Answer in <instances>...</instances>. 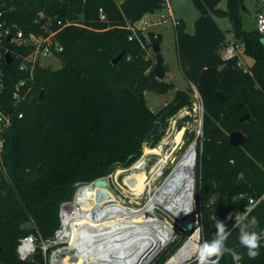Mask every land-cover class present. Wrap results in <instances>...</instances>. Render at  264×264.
I'll return each mask as SVG.
<instances>
[{
	"label": "trees",
	"instance_id": "obj_1",
	"mask_svg": "<svg viewBox=\"0 0 264 264\" xmlns=\"http://www.w3.org/2000/svg\"><path fill=\"white\" fill-rule=\"evenodd\" d=\"M191 1L200 11L195 33L186 31L183 20L175 26L180 67L189 91H178L154 113L145 93L167 94L175 84L157 79L154 62L147 59L143 47L146 38L142 32L134 36L129 26L162 10V0H123L121 4L116 0H0L5 27L21 30L25 36H47L60 29L58 21L84 25L68 26L56 34L63 48L57 54L62 67L37 66L28 83L31 98L17 110L24 116L13 118L7 135L3 152L7 177L0 178V264H45L42 243L54 238L61 206L74 200L76 184L88 185L118 168H131L142 157L144 139L157 122L166 128L181 110L192 109L193 86L204 105V137L195 171L200 245L215 238L217 221H226L231 233L226 245L241 259L225 253L219 264H264V239L260 255L250 259L248 249L239 242V228L233 226L235 213L248 210L251 199L264 196V35L242 32L239 8L245 10L243 0H227L226 9L219 8L223 0ZM215 16L227 17L234 39L244 42L243 52L254 60L248 71L238 57H222L228 38ZM147 36L150 43H162L161 35L149 32ZM5 46L12 54L30 51L7 41ZM122 52L123 58L113 64ZM3 70L2 100L13 110L14 87L28 76L17 63L3 61ZM217 92L224 95L223 104ZM245 114L250 118L239 122ZM234 131L246 136L243 147L229 145ZM161 137L162 133L155 136L148 146L155 148ZM252 216L258 226L250 230L264 232V198L250 211L249 219ZM31 234L37 238L36 253L22 262L17 247ZM51 252L52 248L47 256ZM167 258L161 257L157 264Z\"/></svg>",
	"mask_w": 264,
	"mask_h": 264
},
{
	"label": "bare ground",
	"instance_id": "obj_2",
	"mask_svg": "<svg viewBox=\"0 0 264 264\" xmlns=\"http://www.w3.org/2000/svg\"><path fill=\"white\" fill-rule=\"evenodd\" d=\"M182 134L179 132L176 135L177 144H180ZM148 151L150 152L145 154L142 161L133 167L130 176L125 179V184L136 197L143 195L147 188L153 187V182L163 175L160 167L170 161V157H165L163 162L161 161L160 164L155 162L144 171L148 156L161 153L160 149ZM194 171V157L188 152L175 165L164 183L156 188L154 193L151 190L148 204L141 210L125 208L108 189H106L108 196L103 197L100 194L101 189L94 184L79 188L75 196L76 204L64 205L62 209L65 225L74 228L68 234L71 243L65 250H74L76 253L74 255H70V252L66 253L65 258L56 260L57 263L83 264L88 261L129 264L122 252L130 251L134 255L133 260L137 259L139 264H148L174 241L177 231L167 220H162L156 215L147 218L146 214L148 212L152 214L157 207H161L177 220L179 228L184 229L182 223L187 218L193 222ZM79 227L81 229L77 232ZM66 234L62 232L60 237ZM78 236L82 239L79 237L80 239L75 241ZM199 243L200 232L196 229L190 232L187 241L174 255L170 264L174 261L191 259L197 254Z\"/></svg>",
	"mask_w": 264,
	"mask_h": 264
},
{
	"label": "built area",
	"instance_id": "obj_3",
	"mask_svg": "<svg viewBox=\"0 0 264 264\" xmlns=\"http://www.w3.org/2000/svg\"><path fill=\"white\" fill-rule=\"evenodd\" d=\"M163 3V9L156 11L154 13L148 14L144 18H142L140 21L134 23L133 25L129 26V29L133 32L134 36L137 35L139 32H142L143 30H147L155 25L161 24L166 22L169 18H174L173 11L171 9L170 0H162ZM163 10H167V14L163 13ZM101 17L104 19L103 10H100ZM3 18V12L0 11V178L2 175L7 177V170L3 164V152L4 147L7 139V135L9 133V130L13 123V118H23L24 113L19 112L17 113V110L22 106L24 103L28 102L31 98V85H29V81L33 79L35 70L37 66L45 67L43 65L44 58L47 57H54L58 58L57 54L61 53L63 51L62 46L57 42L56 40V34L68 26H81L84 27L83 24H81L79 21H67L66 23H62L61 21H58V25L60 26V29L57 31H50L47 36L45 35H35L31 34L29 36H25V34L19 30L16 32H13L11 28H6L5 24L6 22L2 20ZM40 18L43 19V14L40 15ZM257 19V32L260 34H264V13H259L256 16ZM174 20V26L177 25V19ZM46 31H49L48 28L44 27ZM8 36H11L10 41H8ZM130 39H133V36L130 37ZM5 41L11 44H16L19 47L22 48H29L30 51L27 54L20 53V52H14L13 54L11 51L5 46ZM244 49V44L240 43L237 40H227L226 44L224 45V48L222 49V57L225 60H229L235 57H238L240 59L241 51ZM9 52L11 54V57L13 58V63L18 64V69L26 74L28 76L27 78L20 80L14 87L12 99H13V105L14 109L11 110L4 104L2 100L3 92H4V70H3V61L6 62V53ZM7 64V62H6ZM8 64V65H12ZM240 66L243 68V64L240 61ZM244 69V68H243ZM248 71L249 69H244ZM192 93L193 94V106L192 109L184 108L181 110L177 115H175L173 118H171L168 121V127L172 128L169 130V134L173 130H176L178 133L182 132L181 142L180 144H177L175 142L176 136L174 135V138L171 139V136L167 139L162 138L160 142L157 144V146L152 150L160 149V154H155L157 164H160V162L164 161L165 157H170L173 155V152L176 151L175 148L181 147L185 143L186 138V132L188 131V137L190 136V145L188 148L179 156V160H181L188 152H191L194 157V165L195 169L197 167L198 157L200 150L202 149V140L204 137L203 132V118H204V105L202 98L198 92V90L193 86L192 87ZM195 111V117L197 121V125L194 128H190V117L192 116V112ZM179 126V127H178ZM171 144V147H168V145ZM163 152V153H162ZM179 162V161H178ZM166 164V163H165ZM163 164L160 167V170L164 171L168 168L169 162L165 165ZM149 164L146 161L144 168L146 171L149 168ZM143 170V169H142ZM195 172V171H194ZM82 187V186H81ZM80 187V188H81ZM261 197L258 200L251 199L250 205L248 207V210H252L262 199ZM69 203V202H68ZM66 203H64L61 206L60 210V227L56 231L55 236L53 239L48 240L46 242L42 243V250L45 255V264H59L57 263V257H66V253L70 252L69 254L74 252V250H65L66 247L70 246L71 240L68 236L70 231L72 230V226L68 227L65 225V221L62 216V209L63 206ZM74 229V228H73ZM81 227L77 229V232L80 231ZM76 231V229H75ZM62 232H66L67 234L65 236L60 237V234ZM85 233V230L84 232ZM81 236H78L75 241L79 240ZM82 239V237H81ZM54 247H57L56 249H53ZM52 248V252L58 251L57 253H53L52 255H48V250ZM37 249V238L35 235L31 234L24 238H22L19 241V245L17 247V253L20 261L24 262L27 260H30L36 253ZM59 254V255H58ZM62 254H65L63 257ZM123 257L128 261L129 264L133 262V264L137 263L139 264V261L133 260L134 255L130 252H122ZM159 255L157 254L148 264H155L156 261L159 259ZM175 255V254H174ZM174 255L167 258V260L163 264H170L171 260L173 259ZM148 260V259H146ZM87 263H90L87 261ZM105 264V263H101ZM172 264H198L197 261V254L194 255L189 260H183V261H174Z\"/></svg>",
	"mask_w": 264,
	"mask_h": 264
},
{
	"label": "rangeland",
	"instance_id": "obj_4",
	"mask_svg": "<svg viewBox=\"0 0 264 264\" xmlns=\"http://www.w3.org/2000/svg\"><path fill=\"white\" fill-rule=\"evenodd\" d=\"M123 0H116L118 4H121ZM170 5L171 9L174 14V18L177 20H183L186 24V31L190 34L195 33V22L200 16V11L195 7L193 2L191 0H170ZM227 0H223L219 4L220 9H226L227 8ZM243 5L245 7V10L247 14L249 15L250 19L254 20L256 16L262 12L264 13V0H243ZM164 14H167V10H163ZM42 14V13H41ZM40 18V16H39ZM38 18V19H39ZM174 18H169L166 22L155 25L151 28V30L161 33L163 35V40L161 43V54L164 58V63L168 67V74L166 75L165 79L163 81L166 82H171L175 84V89L169 91L167 94H158L154 92H146L145 93V101L147 106L150 108L151 111L154 113H159L168 103H170L176 96L178 91H189V83L186 81L184 78V75L182 73L181 67H180V62H179V56L177 52V38H176V29L174 26ZM217 23L219 24L220 28L227 34V37L230 40L234 39V35L232 33V25L230 20L227 17H222V16H215ZM143 36L146 38V42L143 43V47L145 48L147 52V59H151L154 62V65L156 64V55L153 52L152 45L153 43H150L148 39V31L143 30L142 31ZM264 35V34H263ZM240 43L244 44V42L240 41ZM240 61L243 64L244 69H249L253 63L254 60L250 56L246 55L243 50L241 51L240 55ZM43 65L45 67H48L52 70H59L62 67V61L60 58H54V57H47L44 58L43 60ZM192 99H194L193 94H191ZM194 102V101H193ZM192 116L190 117V128H194L197 125V119L195 117V111L192 112ZM179 127V126H178ZM172 129L170 127L162 128L160 133H162V138L167 139L168 137L171 136V139L174 138V135L176 136L178 132L176 130H173L171 134H169V130ZM159 133V134H160ZM160 139V140H161ZM160 142V141H159ZM158 142V143H159ZM190 136L188 137V131L186 132V138H185V143L183 146L178 147L176 151L173 152V155L171 156V159L169 161L168 168L164 171V174L156 179V181L153 182V187L147 188L143 195L140 197H136L132 194L128 186L125 184V179L127 176H130L132 173L133 167L137 165L142 159L144 158L145 154L147 152H150L148 150L154 149L151 148L150 146H144L143 148V155L139 159L138 162H136L131 168L129 169H122L118 168L115 170L111 175L107 177L109 181V186H108V191L115 196V198L127 209L130 208L133 210H141L146 207L148 204V201L151 196V190L154 193L156 188H159L165 181V179L170 175L172 170L174 169L175 165L179 161V156L188 148L190 145ZM168 147H171V144L168 145ZM163 153V152H162ZM173 157V158H172ZM156 161L155 156L149 155L147 158V162L149 166L154 164ZM174 161V162H173ZM196 171V169H195ZM195 180V187H196V178L194 176ZM81 186H85L82 184H76V187L79 189ZM152 188V189H151ZM77 189V191H78ZM76 191V192H77ZM76 196V194H75ZM72 202L66 203H75L76 200ZM194 196H195V190H194ZM218 196V194L214 195V199ZM194 206H195V213L192 216L194 225H195V230L199 228L200 225V217H199V208L196 203V199L194 197ZM154 213V214H153ZM147 213L146 216L147 218H150V216H158L162 220H167L170 222L173 227H175L176 232L175 239L174 241L169 244L159 255V259L156 261L155 264L158 263L161 257H171L172 255L176 254L178 250L182 247V245L187 241L190 233H187L185 229L179 228L178 223L176 222L177 220L173 219L172 216L168 213V211H165L164 208L157 207L155 209V212ZM188 219V218H187ZM185 219V220H187ZM200 232V231H199ZM187 233V234H186ZM201 238V235H200ZM200 246V243H199ZM176 252L171 255V252L177 248ZM57 247H54L53 249H56ZM199 248V247H198ZM58 251L51 252L50 254L52 255L53 253H57ZM69 253V252H67ZM74 255V252L71 253ZM59 255V254H58ZM67 255V254H66ZM64 257L65 254H62ZM76 256V255H75ZM62 259V257H57V259ZM77 258V257H74Z\"/></svg>",
	"mask_w": 264,
	"mask_h": 264
},
{
	"label": "clouds",
	"instance_id": "obj_5",
	"mask_svg": "<svg viewBox=\"0 0 264 264\" xmlns=\"http://www.w3.org/2000/svg\"><path fill=\"white\" fill-rule=\"evenodd\" d=\"M190 211V209L188 210ZM234 227L239 228V242L248 249V257L250 259H256L260 255V241L264 239V232H257L255 229L258 226L257 218L252 216L249 219L250 210H246L242 213H235ZM233 214L229 213L227 219L231 220ZM215 238L211 241H204L198 248L197 261L198 264H219V258L225 253L233 256L235 260H240L241 257L235 253L232 248L226 245V241L230 236V232L227 231L226 221H217L215 224ZM216 257V259H213Z\"/></svg>",
	"mask_w": 264,
	"mask_h": 264
},
{
	"label": "water",
	"instance_id": "obj_6",
	"mask_svg": "<svg viewBox=\"0 0 264 264\" xmlns=\"http://www.w3.org/2000/svg\"><path fill=\"white\" fill-rule=\"evenodd\" d=\"M239 13H240V17L242 20V32L248 35L256 33L257 32V19L256 18H254V20L250 19L249 15L247 14V12L244 10L242 6H240L239 8ZM10 39H11V36H8V41H10ZM152 49L155 55L157 56L156 64L153 68L154 73L158 80H164L166 77V69H165L164 58L161 54V44L159 42H154ZM124 53L125 52L120 53L115 59H113L112 63L117 64L123 58ZM6 62L7 64L13 63V58L11 57V54L9 52L6 53ZM216 96L222 104L225 102V97L221 92H217ZM249 118H250V115L245 114L239 118V122H245ZM161 129H162L161 123L157 122L155 126L153 127V129L150 131V133L145 137L144 142H143L144 145L145 146L149 145L152 142L153 138L160 133ZM246 142H247V138L241 131H234L229 135L228 143L231 146L243 147L246 144ZM91 184H94L96 187L101 189L100 194L103 197L108 196V192L106 189H108L109 181L107 178L98 179ZM182 226L184 227L187 233L192 232L195 227L192 220H185L182 223ZM1 251H2V248L0 247V252ZM83 264H101V263L85 262Z\"/></svg>",
	"mask_w": 264,
	"mask_h": 264
},
{
	"label": "crops",
	"instance_id": "obj_7",
	"mask_svg": "<svg viewBox=\"0 0 264 264\" xmlns=\"http://www.w3.org/2000/svg\"><path fill=\"white\" fill-rule=\"evenodd\" d=\"M260 13H262V12H260ZM152 28V27H151ZM151 28H149V29H147V31H148V33L149 32H153V33H155L156 35H161L162 36V40H163V35L161 34V33H157V32H155V31H153V30H151ZM228 38V37H227ZM228 40H230L229 38H228ZM234 40V39H233ZM166 65V64H165ZM167 66V65H166ZM168 68V67H167ZM168 71H166V75L168 74L167 73Z\"/></svg>",
	"mask_w": 264,
	"mask_h": 264
}]
</instances>
